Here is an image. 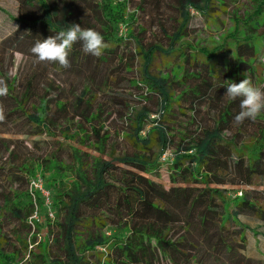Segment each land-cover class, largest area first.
I'll return each instance as SVG.
<instances>
[{"label": "trees", "instance_id": "trees-1", "mask_svg": "<svg viewBox=\"0 0 264 264\" xmlns=\"http://www.w3.org/2000/svg\"><path fill=\"white\" fill-rule=\"evenodd\" d=\"M233 2L182 0L179 25L168 36L171 47L153 44L145 48L139 43L144 79L160 99L161 117L151 120L155 125L145 131L149 109L144 107L134 115V129L129 135L132 152L106 157L110 134L103 132L105 125L100 122L104 110L91 106L87 86L75 95L74 108L90 129L79 122L73 133L71 127L59 132L64 141L78 140V144L72 145L71 163L56 154L22 159L14 145L19 140L0 136V177L7 182L0 190V218L16 219L27 227L26 232L15 228L12 233H4L0 224V264H24L27 253L30 258L26 263L33 264H264L263 259L250 255L249 232L254 231L241 218L249 216L264 223V112L255 121L246 119L236 124L234 117L241 110L240 99L224 96L227 83H237L247 72L257 76L264 69L260 61L264 44L256 43L258 31L264 27V0H252L254 5L244 17L237 12L233 15L235 28L221 45L210 50L196 49L187 40L191 9L209 16L214 7L228 12ZM129 3L130 0H21L22 7L36 8L41 15H20L14 32L0 40V48L14 39L16 48L22 43L19 35L24 23L37 27L41 40L43 35H55L73 23L93 28L92 23L79 19L88 8L96 14L101 25L97 31L104 39L123 41L120 27L125 25L127 35L133 37L137 22V11L128 12ZM4 29L2 25L1 30ZM29 34L26 32L25 36ZM177 45L179 49L175 50ZM187 49L193 50L192 54ZM3 52L0 79L8 94L0 96L5 116L0 125L14 124L20 128L16 132L26 135H56L53 128L59 126L60 116L69 114V103L51 94L55 90L53 83L41 90L39 73H33L24 82L6 72ZM158 52H177L184 63L166 77L153 75L150 65ZM198 52L206 56L210 79L186 69L185 62L196 61ZM69 55L77 59L79 52L72 50ZM186 73L201 82L185 87L180 99L188 95L194 105L197 101L208 104L213 115L211 121L194 115L197 130L179 131L182 136L177 152L167 161L170 186H166L153 176H160L165 165L164 153L175 143L173 138L177 135H171L175 127L162 123V118L172 114L176 102L172 82L184 85ZM88 139L97 154L81 149L80 143ZM38 174L50 191L52 209L57 215L52 218L45 213L47 225L55 224L56 230L48 228V236L39 242L41 250L36 253L29 249L38 237L31 231L32 226L39 225L33 215L46 210L45 198L34 187L17 191L13 186L18 180L30 182ZM23 234L27 235L25 239Z\"/></svg>", "mask_w": 264, "mask_h": 264}, {"label": "rangeland", "instance_id": "rangeland-1", "mask_svg": "<svg viewBox=\"0 0 264 264\" xmlns=\"http://www.w3.org/2000/svg\"><path fill=\"white\" fill-rule=\"evenodd\" d=\"M181 1L130 0L128 12L132 13L137 11V22L133 26L134 36L130 37L127 35V27L122 25L119 36L121 35L123 37V41L104 39L107 48L104 49L100 57L85 54L82 50V42H76L72 50H75L76 53L79 52V57L74 59L69 55L71 66L67 69L61 67L58 63L37 62L35 56L31 53V48L42 33L37 27H32V23H24L22 32L19 35V37H22V43H18L16 48L14 45L16 39H14L11 40L10 44L0 48V52L5 51L3 53L6 58V65L8 66V69L5 71L11 75L19 76L24 82L33 73H39L41 81L40 89L43 90L44 85L47 83H53L55 90L51 94L59 95L69 103V114L60 116L61 121L59 122V126L53 128L57 132L56 135L47 133L41 135H26L16 132L20 129L19 126L10 124L9 127L0 125V129H13L11 132L0 130V136L19 140L14 145L22 153L20 155L22 159L25 157H27L26 159L33 158L35 156L41 158L56 154L57 157L71 163L72 145L78 144V140L65 139L64 141L59 132L61 128L71 127V133H73L79 128V122L82 125L85 123L84 119L76 114L74 105L75 95L79 94L87 86L90 89L87 99L92 103L91 106L104 110L100 122L105 125L103 132L108 131L110 134L106 148L108 156L106 155V157L108 158L111 153L119 155L123 152H132L134 148L129 135L134 129V115L144 107L149 109L150 116L146 122L145 131L155 125L151 120L160 119L161 117L160 99L156 93L147 87L144 79V61L139 52V43L145 48L153 44H160L166 49L170 48V39L168 36L173 34L179 25L182 11ZM233 3L234 5L231 4L229 6L228 12L225 13L219 8L214 7L210 11L209 16L203 15L195 9H191L190 36H188L187 40L196 49L205 48L207 50L224 43V37L235 28L233 15L237 12L241 17H244V13L254 5L252 0H234ZM32 10L34 12L33 15H26L27 12ZM20 15L31 18L38 17L41 14L36 8L22 7L21 0H0V40L14 32L18 25L17 18ZM89 15L90 17L93 16L92 19L88 18ZM79 19L92 23V29L96 31L101 27L100 22L96 20V14L91 13V9L89 8L82 11ZM2 25L5 26L4 30H1ZM81 27L85 29L91 28L86 24H82ZM245 30L244 27L242 33ZM26 32L30 33L28 37L25 36ZM258 33L256 43L260 46L264 44V27L260 28ZM46 38L48 36L43 35V39ZM178 47L179 45H177L175 50L179 49ZM187 52L192 54L193 50L187 49ZM261 53H264V48L261 49ZM197 59L196 61L190 59L188 63L185 62L186 69L194 71L198 76L201 73V77L210 79L209 73L211 69L206 63V56L198 52ZM260 61L264 63V55H262ZM183 63L182 58L177 52L172 55H165L158 52L150 65V71L153 75H163L166 77L172 71L176 72L175 68ZM245 76L250 77L255 86L262 87L264 84V69L257 76L247 72L241 78L237 79V83L243 80ZM186 77L184 85L172 82L173 94L177 96L174 98L176 102L173 103L174 108L172 114H167L165 118H162L165 121L162 123L173 128L175 127L171 135L173 137L175 134L177 135L173 138L175 143L169 145L164 153L162 161L165 165L161 167L160 176H153L155 180L163 182L166 186H170L167 161L172 160L177 152L180 136H182V133L179 131L184 133L185 130L187 133H190L197 130V123L193 122L194 115L197 118H206L207 121H211L213 115V109H208V104L197 101L194 105V102L191 101L192 98L188 95L180 99L181 92L185 87H194L201 82L200 79L188 75ZM85 106L86 104H84ZM83 126L86 130L90 129L88 123H85ZM91 140L94 141L95 139L92 138ZM91 140L88 139L86 143H80V146L83 151L95 155L97 152L92 148ZM5 158L8 159V156L6 155ZM1 167H3V164L0 163V173H2ZM5 184H7L5 179L0 177V190ZM28 188H31V180L30 182L28 180H18L13 186V189L17 191H24ZM8 191L9 189L6 192ZM43 212L35 213L33 216L39 220V225L37 228L32 226L31 231H35L38 237L36 243L29 245V249L36 253H39L41 250L39 242L44 240V236H48V228H54L56 230L55 224L53 227L47 225L48 220L45 214L49 212L47 206ZM56 215L53 213V216H49L54 218ZM241 218L244 224L254 231L249 232L250 238L253 237L249 245L250 255L264 260V224H262L263 228L261 229L259 228L261 226L258 225L259 221L255 218L244 215ZM0 224H2L4 233H12L15 228L24 232L27 231V227L16 219L0 218ZM259 233L262 235L258 236ZM26 237L27 235L23 234V239ZM54 250L57 252L58 248L54 247ZM29 258L30 254L27 253L24 256V264H33L32 262L26 263L29 261Z\"/></svg>", "mask_w": 264, "mask_h": 264}, {"label": "clouds", "instance_id": "clouds-1", "mask_svg": "<svg viewBox=\"0 0 264 264\" xmlns=\"http://www.w3.org/2000/svg\"><path fill=\"white\" fill-rule=\"evenodd\" d=\"M76 42H82L85 54L100 57L107 44L102 34L92 28H82L80 24L73 23L66 30H60L46 39H38L31 48V53L37 62L58 63L67 69L71 66L69 54ZM225 97L229 100L240 99V112L235 115L234 122L242 124L246 119L255 121L264 112V89L255 86L250 77L245 76L239 83L226 84ZM8 88L0 79V96H6ZM5 119L3 107L0 106V121Z\"/></svg>", "mask_w": 264, "mask_h": 264}, {"label": "built area", "instance_id": "built-area-1", "mask_svg": "<svg viewBox=\"0 0 264 264\" xmlns=\"http://www.w3.org/2000/svg\"><path fill=\"white\" fill-rule=\"evenodd\" d=\"M35 188L40 190L45 198V204L49 210V215L53 216V209H52V200L50 196V191L44 187V181L42 177L38 174L36 177L31 179V189ZM34 216V215H33Z\"/></svg>", "mask_w": 264, "mask_h": 264}, {"label": "crops", "instance_id": "crops-1", "mask_svg": "<svg viewBox=\"0 0 264 264\" xmlns=\"http://www.w3.org/2000/svg\"><path fill=\"white\" fill-rule=\"evenodd\" d=\"M262 224H264V223H262V222H259V223H258V225H260V226H262V227H263V225H262ZM250 239L252 240V239H253V237H251ZM260 240H261V239H260Z\"/></svg>", "mask_w": 264, "mask_h": 264}]
</instances>
